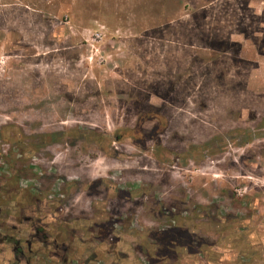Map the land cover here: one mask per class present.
Masks as SVG:
<instances>
[{
	"label": "rangeland",
	"instance_id": "374dc122",
	"mask_svg": "<svg viewBox=\"0 0 264 264\" xmlns=\"http://www.w3.org/2000/svg\"><path fill=\"white\" fill-rule=\"evenodd\" d=\"M15 182L99 264H264V0H0Z\"/></svg>",
	"mask_w": 264,
	"mask_h": 264
},
{
	"label": "flooded vegetation",
	"instance_id": "af4514ba",
	"mask_svg": "<svg viewBox=\"0 0 264 264\" xmlns=\"http://www.w3.org/2000/svg\"><path fill=\"white\" fill-rule=\"evenodd\" d=\"M16 191L18 198L15 200L9 197L7 190L0 188L2 264H99L97 253L89 247L85 249L86 245L96 248L92 242L87 244L84 239L73 234L66 239H59L45 232L54 230L59 225L53 219H47L48 205L40 207L31 193L26 190ZM39 214H44V217H38ZM63 231L68 233L64 228ZM76 238L79 244L78 247H73L72 241ZM6 257L9 262L4 261Z\"/></svg>",
	"mask_w": 264,
	"mask_h": 264
},
{
	"label": "trees",
	"instance_id": "16d2710c",
	"mask_svg": "<svg viewBox=\"0 0 264 264\" xmlns=\"http://www.w3.org/2000/svg\"><path fill=\"white\" fill-rule=\"evenodd\" d=\"M119 137L116 138V141H119ZM16 190H21L17 187L16 185V182H15V185L11 188H8L7 189V192L9 193V197H11V199H17L18 198V194H17V191Z\"/></svg>",
	"mask_w": 264,
	"mask_h": 264
},
{
	"label": "built area",
	"instance_id": "2783aa9c",
	"mask_svg": "<svg viewBox=\"0 0 264 264\" xmlns=\"http://www.w3.org/2000/svg\"><path fill=\"white\" fill-rule=\"evenodd\" d=\"M100 37H101L100 32H95V33L93 34V39H92V41H93L94 43H96V42H98V40L100 39Z\"/></svg>",
	"mask_w": 264,
	"mask_h": 264
}]
</instances>
